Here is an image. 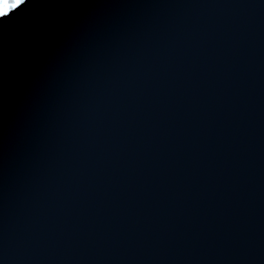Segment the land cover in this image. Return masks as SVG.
Listing matches in <instances>:
<instances>
[{
  "label": "water",
  "instance_id": "1",
  "mask_svg": "<svg viewBox=\"0 0 264 264\" xmlns=\"http://www.w3.org/2000/svg\"><path fill=\"white\" fill-rule=\"evenodd\" d=\"M0 264H264V0L0 24Z\"/></svg>",
  "mask_w": 264,
  "mask_h": 264
},
{
  "label": "snow or ice",
  "instance_id": "2",
  "mask_svg": "<svg viewBox=\"0 0 264 264\" xmlns=\"http://www.w3.org/2000/svg\"><path fill=\"white\" fill-rule=\"evenodd\" d=\"M28 3L29 0H0V24L7 23L15 13Z\"/></svg>",
  "mask_w": 264,
  "mask_h": 264
}]
</instances>
